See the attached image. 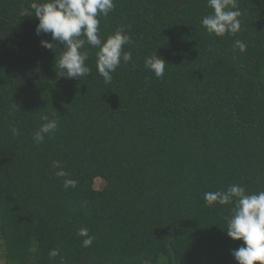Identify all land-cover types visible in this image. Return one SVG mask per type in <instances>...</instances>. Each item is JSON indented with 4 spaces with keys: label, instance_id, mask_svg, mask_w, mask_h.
<instances>
[{
    "label": "trees",
    "instance_id": "trees-1",
    "mask_svg": "<svg viewBox=\"0 0 264 264\" xmlns=\"http://www.w3.org/2000/svg\"><path fill=\"white\" fill-rule=\"evenodd\" d=\"M32 2L0 0V264H237L236 198L204 194L264 191V0H235L241 27L223 36L202 24L208 0H114L99 35L124 28L132 60L110 84L87 43L90 74L61 76ZM44 117L58 127L37 143Z\"/></svg>",
    "mask_w": 264,
    "mask_h": 264
},
{
    "label": "clouds",
    "instance_id": "clouds-1",
    "mask_svg": "<svg viewBox=\"0 0 264 264\" xmlns=\"http://www.w3.org/2000/svg\"><path fill=\"white\" fill-rule=\"evenodd\" d=\"M208 5L214 11L203 17L202 24L210 34L223 36L226 32L235 34L240 30V12L235 0H208ZM30 7L39 21L37 35L43 33L51 36V40L41 41L42 46L53 50L56 42L63 44L64 51L59 59V67L63 70L61 76L80 79L90 74V68L85 63L88 53L81 51L86 43L98 49L96 67L106 84L111 83V73L115 72L121 60L124 63L132 60L131 52L123 50V46L130 43V37L124 28H118L106 40L99 35L98 16H107L114 7V0H45L43 3L33 0ZM82 36L86 39H81ZM246 47L243 41H234V48H239L241 52ZM165 61L161 56L155 55L146 57L144 65L157 78H162L166 70ZM43 119L47 122L34 133L33 138L37 143L44 140L45 134L58 127L57 121H49L47 117ZM53 166L60 168L59 162H54ZM56 175L65 177L67 173L60 170ZM75 185L76 181L71 179L64 182L65 188ZM204 198L208 205L217 201L226 204L236 198L233 214L227 218V235L234 240H242L243 243L233 249L232 255L237 264H264V191L246 194L243 187L232 185L224 192H206ZM77 234L87 237L83 240L85 247L92 244L93 237L88 235L86 228H81ZM57 254V251L50 253L52 256Z\"/></svg>",
    "mask_w": 264,
    "mask_h": 264
},
{
    "label": "rangeland",
    "instance_id": "rangeland-1",
    "mask_svg": "<svg viewBox=\"0 0 264 264\" xmlns=\"http://www.w3.org/2000/svg\"><path fill=\"white\" fill-rule=\"evenodd\" d=\"M104 184H105L104 180L98 178V179L96 180V184H95V186H96V188L101 189V188L104 186Z\"/></svg>",
    "mask_w": 264,
    "mask_h": 264
}]
</instances>
